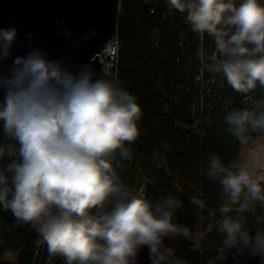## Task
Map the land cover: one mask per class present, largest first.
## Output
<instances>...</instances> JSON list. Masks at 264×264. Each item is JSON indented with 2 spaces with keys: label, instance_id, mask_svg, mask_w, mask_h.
<instances>
[{
  "label": "clouds",
  "instance_id": "1",
  "mask_svg": "<svg viewBox=\"0 0 264 264\" xmlns=\"http://www.w3.org/2000/svg\"><path fill=\"white\" fill-rule=\"evenodd\" d=\"M168 3L186 12L194 32L214 37L208 70L222 74L254 105L225 117L227 131L245 151L227 166L219 154H210L205 172L219 181L224 198L216 223L223 237L217 252L235 248L241 255L264 257V228L253 235L245 217L257 204L264 207V143L249 146L251 133L264 134V101L248 95L257 84L264 87V2ZM17 35L14 27L0 28V64L11 57ZM0 92V123L13 141L0 146V157L6 152L10 159L0 169L3 208L31 223L49 254L66 264H135L143 247L152 264H172L174 250L165 239L192 238L176 218L182 202L169 196L154 204L142 191L131 193L112 163L117 151L129 158L125 142L139 136L142 108L136 97L98 77L91 64L73 71L42 47L15 57L7 72L0 71ZM190 202L205 209L195 197Z\"/></svg>",
  "mask_w": 264,
  "mask_h": 264
},
{
  "label": "trees",
  "instance_id": "2",
  "mask_svg": "<svg viewBox=\"0 0 264 264\" xmlns=\"http://www.w3.org/2000/svg\"><path fill=\"white\" fill-rule=\"evenodd\" d=\"M240 2L236 0L237 5ZM185 17L186 12L171 8L168 0L120 2L116 83L137 98L142 116L139 136L124 145L130 157L125 159L117 151L113 167L131 193L142 191L154 204L169 196L182 202L176 218L190 228L192 238L169 239L172 264L177 260L182 264H264V257L241 255L235 248L224 255L217 252L223 237L216 223L224 198L219 181L206 175L208 156L219 154L227 166L241 155L242 146L227 131L225 117L234 109L254 105L245 94L234 91L222 74L208 70L216 51L214 37L194 32ZM248 95L264 101V87L257 84ZM11 143L0 123V146ZM8 163L5 152L0 169ZM193 197L204 202V210L190 202ZM213 211L215 217L210 215ZM245 217L253 235L256 228H264V220L257 222V217L264 218L259 204L254 214L245 213ZM37 238L34 226L0 209V264H66L63 257L49 254L47 244L36 253Z\"/></svg>",
  "mask_w": 264,
  "mask_h": 264
},
{
  "label": "water",
  "instance_id": "3",
  "mask_svg": "<svg viewBox=\"0 0 264 264\" xmlns=\"http://www.w3.org/2000/svg\"><path fill=\"white\" fill-rule=\"evenodd\" d=\"M119 9L120 0H0V28L18 30L11 57L0 71L7 72L15 57L42 47L73 71L91 64L103 78L100 56L117 32ZM165 244L170 246L169 239ZM135 264H152L147 247Z\"/></svg>",
  "mask_w": 264,
  "mask_h": 264
},
{
  "label": "built area",
  "instance_id": "4",
  "mask_svg": "<svg viewBox=\"0 0 264 264\" xmlns=\"http://www.w3.org/2000/svg\"><path fill=\"white\" fill-rule=\"evenodd\" d=\"M119 49H120V41L118 38V34L116 32L115 35L112 37V39L109 41L105 51L100 56V61L103 65V75H104L103 78L104 79H108V80H112L116 82V77L118 73ZM0 209L4 211H10V210H5L2 205H0ZM17 220L22 224L32 225L31 223H25L19 219ZM45 246H46V243L43 241L42 237L38 233L36 253H40L41 251H44Z\"/></svg>",
  "mask_w": 264,
  "mask_h": 264
},
{
  "label": "rangeland",
  "instance_id": "5",
  "mask_svg": "<svg viewBox=\"0 0 264 264\" xmlns=\"http://www.w3.org/2000/svg\"><path fill=\"white\" fill-rule=\"evenodd\" d=\"M259 143H264V134L257 136V137H250L249 146L259 144ZM243 151H245L244 148L241 149V153Z\"/></svg>",
  "mask_w": 264,
  "mask_h": 264
}]
</instances>
